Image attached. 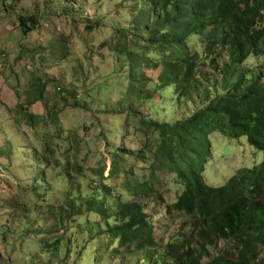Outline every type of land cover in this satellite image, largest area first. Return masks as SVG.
I'll use <instances>...</instances> for the list:
<instances>
[{
  "label": "rangeland",
  "instance_id": "1",
  "mask_svg": "<svg viewBox=\"0 0 264 264\" xmlns=\"http://www.w3.org/2000/svg\"><path fill=\"white\" fill-rule=\"evenodd\" d=\"M76 4L0 0V264H149L147 251L115 256L118 244L106 237L97 213L83 218L80 213L65 222L69 181L80 186L81 195H93L96 186L89 182L93 172L103 174L104 191L115 190L111 206L118 199L124 201L123 195L144 206L159 243L173 241L188 220L169 208L182 187L167 171L155 173V194L128 198L125 182H146L154 169L148 158L141 157L148 135L135 117L128 118L126 108H137L142 118L175 122L198 108V98L178 101L175 88L158 91L161 68L146 67L143 89L152 98L140 101L133 94L130 63L119 49L128 45L130 52L142 50L137 28L139 22L151 19L144 0H78ZM32 14L36 26L25 34L19 18ZM189 44L200 45L196 38H190ZM142 56L158 59L157 53ZM262 65L264 58L251 57L243 67L256 70ZM199 70L198 80L215 90V80L221 81V76L209 64ZM38 91H43L41 102L35 100ZM79 103L83 107H77ZM29 112L39 119L29 120ZM210 142L204 172L210 186H223L239 169L264 160V152L246 137L231 140L214 133ZM119 150L124 167L113 176L111 154ZM53 238L60 239L56 254L39 243ZM225 246L223 240L209 246L204 263ZM126 249L122 246L119 252Z\"/></svg>",
  "mask_w": 264,
  "mask_h": 264
},
{
  "label": "trees",
  "instance_id": "2",
  "mask_svg": "<svg viewBox=\"0 0 264 264\" xmlns=\"http://www.w3.org/2000/svg\"><path fill=\"white\" fill-rule=\"evenodd\" d=\"M65 1L72 6L78 0ZM144 1L150 7L151 19L139 22L137 28L142 50L130 52L128 45L118 48L130 63L133 94L140 101L150 100L152 94L143 89L147 83L143 69L161 68L156 80L158 91L175 88L178 101L198 98L199 104L186 118L175 122L142 118L137 108H126L128 118L135 117L148 135L141 157L153 163L154 171L148 181H126L124 187L128 198L151 196L155 194L152 179L157 171L174 174L175 185L182 187V192L169 208L188 220L173 241L159 243L152 217L144 206L125 200L124 195L120 197L124 201L118 199L111 206L115 190L110 187L109 192L104 191L103 174L93 172L89 180L96 186L93 195H81L80 186L69 181L70 209L65 222L80 213L82 218L97 213L106 237L118 244L113 249L115 256L147 251L149 264H264V160L239 169L220 187L208 185L204 178L211 155L210 136L214 133L231 140L246 137L252 147L264 152V65L256 70L243 67L251 57L264 58V0ZM19 20L24 33L29 34L37 17L24 15ZM190 38H196L200 45L191 48ZM147 52L157 53L158 59L145 60L142 55ZM206 64L221 76V81L215 80V90L197 78L200 67ZM42 99L43 91H38L35 100ZM77 107L83 106L79 103ZM27 118L39 119L30 112ZM120 151L111 154L113 176L124 167ZM43 160L46 165L51 163L47 158ZM71 175L68 173V177ZM37 232L46 235L40 229ZM220 240L226 243L225 248L204 263L209 246ZM50 241L39 243L45 251L50 249L56 254L60 239ZM122 246L127 249L119 252Z\"/></svg>",
  "mask_w": 264,
  "mask_h": 264
},
{
  "label": "clouds",
  "instance_id": "3",
  "mask_svg": "<svg viewBox=\"0 0 264 264\" xmlns=\"http://www.w3.org/2000/svg\"><path fill=\"white\" fill-rule=\"evenodd\" d=\"M75 5H77V4H75ZM207 183V182H206Z\"/></svg>",
  "mask_w": 264,
  "mask_h": 264
}]
</instances>
